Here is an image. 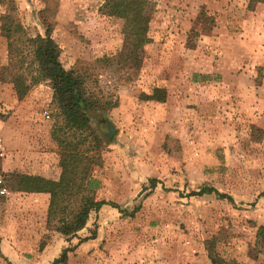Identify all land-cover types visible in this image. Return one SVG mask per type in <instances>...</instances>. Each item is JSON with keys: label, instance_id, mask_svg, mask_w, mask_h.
Masks as SVG:
<instances>
[{"label": "rangeland", "instance_id": "1", "mask_svg": "<svg viewBox=\"0 0 264 264\" xmlns=\"http://www.w3.org/2000/svg\"><path fill=\"white\" fill-rule=\"evenodd\" d=\"M13 1L27 36L49 29L63 67L91 75L116 103L92 115L114 130L93 171L97 199L139 209L125 216L104 206L68 239L46 225L47 194L16 191L18 175L59 176L52 90L41 82L18 97L11 79L28 82L33 67L9 63L0 32V264H52L64 249V264H211L210 252L264 264V254L250 253L264 226V4L148 0L150 42L127 81L117 56L132 39L122 20L102 13L104 0ZM154 89L163 101L144 98ZM7 159L22 168L4 172ZM204 187L232 202L191 195Z\"/></svg>", "mask_w": 264, "mask_h": 264}, {"label": "trees", "instance_id": "2", "mask_svg": "<svg viewBox=\"0 0 264 264\" xmlns=\"http://www.w3.org/2000/svg\"><path fill=\"white\" fill-rule=\"evenodd\" d=\"M0 4L5 7L0 16V32L7 41L9 63L22 67L28 59L26 62L33 67L28 82L17 73L13 75L11 83L16 94L22 98L32 86L41 82H47L52 90L53 112L49 135L57 147L60 170L57 179L21 174L17 176V191L47 194L46 225L68 239L76 237L90 215L98 213L104 206L132 216L138 207L128 213L112 202L97 199L101 183L93 176L94 168L102 163V154L107 145L92 115L104 116L106 111L116 107V103L97 91V84L91 75L63 67L59 60L61 50L51 38L49 29L44 36H27L17 18L14 1L0 0ZM147 4L148 0H104L101 6L103 14L122 20L124 32L132 39L131 49L117 56L118 72L124 71L127 81L140 70L143 49L150 42L144 16ZM256 4H264V0H249L248 7L253 8ZM163 93L160 89H154L152 96L144 98L163 101ZM149 183L154 188L157 180L151 179ZM210 194L232 202L230 196L208 187L191 195ZM70 251L64 249L52 264H64ZM250 253L253 256L264 254V226L257 227ZM208 257L211 264H241L236 260H225L213 252Z\"/></svg>", "mask_w": 264, "mask_h": 264}, {"label": "water", "instance_id": "3", "mask_svg": "<svg viewBox=\"0 0 264 264\" xmlns=\"http://www.w3.org/2000/svg\"><path fill=\"white\" fill-rule=\"evenodd\" d=\"M97 128L104 142H108L114 134L112 126L108 125L105 121L98 122Z\"/></svg>", "mask_w": 264, "mask_h": 264}, {"label": "crops", "instance_id": "4", "mask_svg": "<svg viewBox=\"0 0 264 264\" xmlns=\"http://www.w3.org/2000/svg\"><path fill=\"white\" fill-rule=\"evenodd\" d=\"M3 171L4 172H7V169H10V170H12V169H14V170H16V169H21L22 168V165L21 164H15L14 166H9V163H8V159H7V161L5 160L4 162H3ZM17 167V168H16ZM5 168H6V170H5ZM31 173H33V174H35V173H37L39 176H42V177H45L46 178V176L45 175H42L38 170H35V171H31ZM14 174V173H13ZM20 175H18V177H19ZM18 177L16 176V178L18 179ZM17 182V181H16ZM16 191H17V186H16ZM17 192H21V191H17ZM22 193H24V192H22ZM34 194V193H33ZM39 194V193H38ZM8 255V254H7Z\"/></svg>", "mask_w": 264, "mask_h": 264}, {"label": "built area", "instance_id": "5", "mask_svg": "<svg viewBox=\"0 0 264 264\" xmlns=\"http://www.w3.org/2000/svg\"><path fill=\"white\" fill-rule=\"evenodd\" d=\"M5 157V151H4V147H3V144H2V140L0 138V162H2V160L4 159ZM1 178V177H0ZM2 183V180L0 179V184ZM5 189H1L0 190V193L1 194H4L5 193Z\"/></svg>", "mask_w": 264, "mask_h": 264}]
</instances>
